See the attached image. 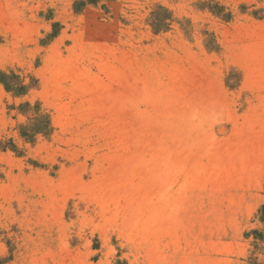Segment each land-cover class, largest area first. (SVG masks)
<instances>
[{
    "label": "rangeland",
    "instance_id": "1",
    "mask_svg": "<svg viewBox=\"0 0 264 264\" xmlns=\"http://www.w3.org/2000/svg\"><path fill=\"white\" fill-rule=\"evenodd\" d=\"M1 73L0 264H264V0H0Z\"/></svg>",
    "mask_w": 264,
    "mask_h": 264
},
{
    "label": "trees",
    "instance_id": "2",
    "mask_svg": "<svg viewBox=\"0 0 264 264\" xmlns=\"http://www.w3.org/2000/svg\"><path fill=\"white\" fill-rule=\"evenodd\" d=\"M165 12L167 11L165 10ZM5 80H7L6 75L1 73L0 82L6 87L8 91H12ZM23 89L24 88L22 87L19 90L22 91ZM49 123V118L47 116L37 115V117L34 118L33 124L22 127V136L27 140H32L37 134L46 132L47 128L49 127Z\"/></svg>",
    "mask_w": 264,
    "mask_h": 264
},
{
    "label": "bare ground",
    "instance_id": "3",
    "mask_svg": "<svg viewBox=\"0 0 264 264\" xmlns=\"http://www.w3.org/2000/svg\"><path fill=\"white\" fill-rule=\"evenodd\" d=\"M120 76H121V75H120ZM120 79H121L120 81H123V80H122L123 78L120 77ZM123 82H124V81H123ZM124 83H125V82H124ZM124 83H123V84H124ZM127 87H128V86H127ZM120 91H121V89H120ZM126 91H127V90H126ZM126 91H125V92H126ZM121 92H123V91H121ZM112 93H113V92H112ZM126 94H127V93H126ZM122 96H123V95H122ZM112 97H113V96H112ZM116 97H117V96H116ZM120 98H121V96H120ZM125 101H126V100H125ZM123 112H124V111H123ZM121 114H122V113H121Z\"/></svg>",
    "mask_w": 264,
    "mask_h": 264
}]
</instances>
